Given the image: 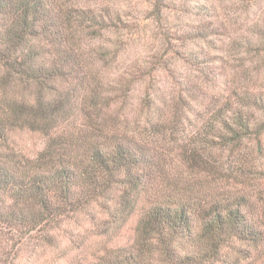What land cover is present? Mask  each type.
Returning <instances> with one entry per match:
<instances>
[{
    "label": "trees",
    "instance_id": "16d2710c",
    "mask_svg": "<svg viewBox=\"0 0 264 264\" xmlns=\"http://www.w3.org/2000/svg\"><path fill=\"white\" fill-rule=\"evenodd\" d=\"M76 1L0 0V264H264V91L221 102L180 79L205 102L192 131L179 99L134 113L128 78L102 77L110 50L89 47L127 25ZM19 133L44 147L27 155Z\"/></svg>",
    "mask_w": 264,
    "mask_h": 264
},
{
    "label": "rangeland",
    "instance_id": "374dc122",
    "mask_svg": "<svg viewBox=\"0 0 264 264\" xmlns=\"http://www.w3.org/2000/svg\"><path fill=\"white\" fill-rule=\"evenodd\" d=\"M94 5V0H77ZM100 5L119 11L124 29L104 32L89 45L110 50L103 66L107 80L128 78L134 113L151 100L156 107L179 99L191 112L190 130L198 126L204 101H190L178 81L191 79L210 94L212 100L227 101L232 91H264V0H99ZM98 5V6H100ZM163 8V20L155 14ZM196 7V8H195ZM214 23L222 34L209 40L187 39V24ZM252 42L238 47L235 39ZM200 53L209 60L206 71L184 60L186 52ZM110 63V64H109ZM212 68L214 75L210 74ZM128 87V88H129ZM189 103V104H188ZM187 107V108H186ZM199 114V116H198ZM17 146L29 156L44 147V141L27 133L15 136ZM136 219L126 225L123 236H132Z\"/></svg>",
    "mask_w": 264,
    "mask_h": 264
}]
</instances>
